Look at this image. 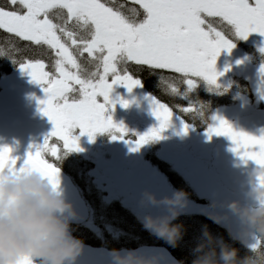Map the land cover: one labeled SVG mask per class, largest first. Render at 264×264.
I'll use <instances>...</instances> for the list:
<instances>
[{
  "label": "snow or ice",
  "instance_id": "1",
  "mask_svg": "<svg viewBox=\"0 0 264 264\" xmlns=\"http://www.w3.org/2000/svg\"><path fill=\"white\" fill-rule=\"evenodd\" d=\"M135 3L143 9V19H136L139 13L134 9L126 15L122 11L124 5L117 0H0V30L33 45L47 46L55 56V74L44 71L45 64L39 60L19 64L22 72H27L33 82L42 86L46 98L39 101L43 105L41 112L51 122L52 129L43 144L29 152L22 163L18 164V159L10 155V148L0 147V176L5 172L18 175L35 171L55 189L59 169L43 158V154L61 158L57 145L49 143L51 138L62 142L65 154L81 150L78 138L71 134L75 128L80 129L81 135L87 134L90 140L95 134L105 132H111L112 139H123L127 130L114 124L111 117H105V105L109 103L114 84L131 91L141 86V81L126 73L119 74L118 63L131 61L181 74L183 91L173 83H168V88L186 100L197 86L195 78L215 86L218 75H222L215 70L216 58L222 49L230 51L234 44L232 38H226L211 24L205 28L204 16L219 17L227 22L232 37L246 39L252 32L264 36V0H135ZM54 9L59 10L54 13L57 23L49 18ZM63 10L67 11L66 17ZM71 22H74L73 29L69 28ZM74 29L86 35L78 38ZM69 42L77 52L86 51L99 62L96 70L82 69ZM260 51L264 52V48ZM4 55L0 49V57ZM101 67L103 74L99 71ZM259 71L264 74V64ZM74 85H79V98L69 95L76 91ZM97 97H103L105 103H98ZM261 98L264 99V93ZM149 99L152 115L159 124L139 135L131 151L161 138L160 133L174 117L154 96ZM121 104L127 107V102L121 101ZM175 118L181 122L185 134L193 126ZM212 119H217L218 123L209 125L206 135L229 138L233 144L231 151L242 161L255 164L257 184L264 187V134L255 136L236 131L226 120ZM259 244L257 238L251 247L257 250ZM17 264H33V261L25 256Z\"/></svg>",
  "mask_w": 264,
  "mask_h": 264
},
{
  "label": "flooded vegetation",
  "instance_id": "2",
  "mask_svg": "<svg viewBox=\"0 0 264 264\" xmlns=\"http://www.w3.org/2000/svg\"><path fill=\"white\" fill-rule=\"evenodd\" d=\"M118 4H123L122 11L130 15L129 10L134 9L139 15L136 19H143V9L135 0H117ZM59 10H52L49 18L57 23L54 13ZM66 17L67 11L63 10ZM206 21L204 27L211 24L216 30L221 31L226 38H232L234 47L229 51L222 49L216 58L215 70L218 74L215 86L208 85L201 78H195L196 88L189 93V99L177 98L168 88V83H173L183 91V77L181 74L169 70L151 69L148 66L136 65L128 61L117 64L119 74H127L133 79L141 81L139 88L128 91L121 85L114 84L109 94L105 117H111L114 124L122 125L127 130L125 139L131 140L130 147L122 151L105 152L99 144L106 143L112 137L111 132L97 133L94 138L100 139L96 142L97 153L90 152L91 157L97 163L89 166L83 171L79 168V176L91 185L101 188L102 201L112 206L114 217L133 216L126 220L127 225H132L145 235L155 240L161 239L154 232L144 227V219L147 216L160 218L164 207L169 205L163 203L166 198L182 191L185 193L184 203L194 207L206 209L204 215L210 217L207 204L214 202L223 210V214L233 217V212L228 205L232 202L230 193L222 186L211 164V151L219 136L209 138L205 130L209 125H215L212 117L216 111H212L217 103L227 106L228 110H236V116L228 123L255 110H264V74L259 69L264 64V36L259 33H249L246 39L233 36L229 32L231 28L227 22L219 17H203ZM69 28H74V22L69 24ZM78 38L86 35L79 29H74ZM70 50L76 56L82 69L89 71L96 70L95 65L99 62L89 56L88 52L81 50L77 52L69 42ZM97 56L99 53L96 54ZM51 62H45L44 71L55 74V69ZM103 74L102 67L99 69ZM154 76L164 77L157 82H162L164 91L152 90L148 82ZM112 77L109 74L108 80ZM33 88L42 94V86L33 85ZM76 91L70 93V97L79 98V85H74ZM211 89V90H209ZM141 93L138 95V93ZM199 92L204 97H199ZM45 94V93H44ZM209 94V96H205ZM155 97L161 104L167 106L174 116L169 126L160 133L159 139L149 141L136 151H131L134 141L139 135L144 134L150 128L157 127L159 122L152 115V105L149 97ZM175 97V98H173ZM207 97V98H206ZM220 97V98H219ZM98 103H105L103 97H97ZM121 101L127 102V107L122 106ZM183 109H190L183 111ZM193 125L185 134L182 132L181 122ZM80 129L77 128V134ZM93 139V138H92ZM57 146H60L58 143ZM101 153V154H99ZM114 153V154H113ZM167 153V154H166ZM60 159H56L48 154L49 162L57 164L66 161L68 164L87 163L83 156L75 152L59 153ZM88 155V154H87ZM166 155V156H163ZM169 155V156H167ZM96 169L94 177H90L91 170ZM96 179V184L94 183ZM149 196L155 199V203L149 200ZM241 205V204H240ZM124 208L126 211H124ZM189 214L191 218L200 215V212H179V215L172 221ZM170 215V214H169ZM168 216V215H167ZM130 229V228H129Z\"/></svg>",
  "mask_w": 264,
  "mask_h": 264
},
{
  "label": "clouds",
  "instance_id": "3",
  "mask_svg": "<svg viewBox=\"0 0 264 264\" xmlns=\"http://www.w3.org/2000/svg\"><path fill=\"white\" fill-rule=\"evenodd\" d=\"M257 175L254 170L251 174ZM251 183L249 196L255 206H241L231 202L229 209L243 221L239 236L249 253L239 257L237 249L222 245L217 251L212 238L201 245V254L193 264H264V251H257L246 241L250 236L264 238V187ZM185 193L176 192L163 203L170 205V215L163 218L147 216L144 227L175 244L182 226L172 224L178 207L184 203ZM155 203V199L149 196ZM76 213L61 190L54 189L38 172L0 176V264H17L21 257L33 258V264H75L83 242L72 234L71 222ZM114 264H154L153 260L138 256L134 250L115 252Z\"/></svg>",
  "mask_w": 264,
  "mask_h": 264
},
{
  "label": "water",
  "instance_id": "4",
  "mask_svg": "<svg viewBox=\"0 0 264 264\" xmlns=\"http://www.w3.org/2000/svg\"><path fill=\"white\" fill-rule=\"evenodd\" d=\"M42 100L44 99L33 90L21 91L17 88L0 95V147L10 148V155L18 159V164L26 159L29 152L36 150V146L42 143L52 129L51 122L41 112L43 105L39 101ZM230 125L234 130L250 135L264 134V111H255ZM232 147L229 138L220 136L212 151V165L224 187L232 193L235 202L255 206L249 192L252 186L250 180L258 183V170L252 161H242L231 151ZM254 170L257 175L253 177L251 174ZM58 180L55 189L63 192L76 213L71 224L81 223L86 215L85 204L70 180L60 171ZM135 252L144 259L153 260L154 264H179L164 249L143 248ZM114 254L106 250L82 248L75 264H114Z\"/></svg>",
  "mask_w": 264,
  "mask_h": 264
},
{
  "label": "trees",
  "instance_id": "5",
  "mask_svg": "<svg viewBox=\"0 0 264 264\" xmlns=\"http://www.w3.org/2000/svg\"><path fill=\"white\" fill-rule=\"evenodd\" d=\"M0 49H2L5 53L3 57H0V78L3 75H8L14 72L19 67L20 62L27 63L36 62L38 60L50 61L52 59V53L49 49H47V47L36 46L31 44L30 42L20 40L19 38L14 37L11 34L5 33L3 30H0ZM13 61H16V63H14ZM158 78L160 77L154 76L152 80L148 82V85L152 90L163 92V84L162 82H157ZM80 189L82 195L88 202V205L91 209L90 220L95 224L98 222L97 209L93 207L94 202L87 195H95L96 192L94 190H91L87 194L82 191V188ZM118 221L128 222L122 217ZM174 224H179L182 226L181 236L174 245L169 244L165 239L154 241L156 243V246L167 249L181 264H193V260L201 254L200 246L206 245L208 239L205 233H207L212 238V246H215L217 251H219L220 246L228 245L232 248L237 249V254L239 257H244L247 254H251L249 253V249L245 248L240 241L233 239L227 233V231L216 227L214 224L204 218L196 217L191 219H181L176 221ZM127 227L130 228V234H128L134 236L135 232L133 233V231H137L134 226L127 225ZM257 238L258 237H256V240ZM258 239L260 240V244L257 251H264V238ZM142 242L147 244L146 238H144L141 243ZM138 244V242H131L129 244L123 245L122 249L133 250ZM109 249L117 250L118 248L113 249L110 247Z\"/></svg>",
  "mask_w": 264,
  "mask_h": 264
},
{
  "label": "rangeland",
  "instance_id": "6",
  "mask_svg": "<svg viewBox=\"0 0 264 264\" xmlns=\"http://www.w3.org/2000/svg\"><path fill=\"white\" fill-rule=\"evenodd\" d=\"M35 84H37V83H35L31 80V77L27 74V72H22L20 69H18L13 75L8 76V77H4L0 81V90H1V92L2 91L6 92L8 89L10 90V89L17 88V86L21 87V88H29V87H33V85H35ZM136 88H139V87H136ZM139 94H141V93L139 92L138 95ZM173 98H175V97H173ZM176 100H177V97H176ZM235 116H236V110H228L227 108H224V109L217 110V112L215 113V115L213 117L224 119L227 122H229ZM213 121H215V124L218 123L217 119H213ZM75 137L78 138V145H79V148L81 150L80 151H73V152H75L79 155H82L83 158L87 161V164L84 163L86 169L89 168L90 165L91 166L95 165L97 167V163L93 160V158L90 155L91 148H92V146H94L93 145V139L90 140L87 134L81 135V132L76 134ZM106 141H107L106 143L99 144L105 150V152H103L102 154H104L106 152L116 153L119 149H120L119 151H122V150H125L126 148H129L131 146L129 143L131 140L125 139V138H123V139L109 138ZM58 148L60 149V152H64L62 143H61V146ZM139 149L141 150L142 148H139ZM69 153H71V152H69ZM99 154H101V153H99ZM163 156H166V155H163ZM167 156H169V155H167ZM96 171H98V170H96V169L91 170V172H90L91 178L95 176L93 173ZM96 181L97 180L94 179L95 184H96ZM96 188L101 190V188L98 186ZM197 205L198 204H196V206H194V207H191V206H189V204H183L181 207H178V212L206 213L205 208L198 207ZM170 207H171L170 205L168 207H164L160 218H163V217L170 214V211H169ZM206 208H208L209 214H211L214 217V220L216 222H218V224H220L221 226L226 228L231 233L232 237L241 241L239 234H240L241 230L245 227V225L239 216L235 215L234 213H233V217H228V216L224 215L223 210L220 209L219 205L214 203V202L208 203ZM117 217L119 219V216H117ZM125 219L130 220L131 217L127 216V218H125ZM88 238L96 240L98 244H100V242H101L99 240L100 238L98 237L97 234L96 235L90 234L88 236ZM107 239H111L112 241H118L119 237H117L116 233H114L111 229H108ZM246 243L248 245H253L254 236H250L249 239L246 241ZM243 244H245V243H243Z\"/></svg>",
  "mask_w": 264,
  "mask_h": 264
}]
</instances>
